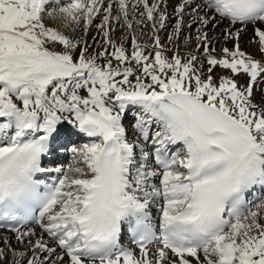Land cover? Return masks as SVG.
<instances>
[{"label":"snow or ice","instance_id":"snow-or-ice-1","mask_svg":"<svg viewBox=\"0 0 264 264\" xmlns=\"http://www.w3.org/2000/svg\"><path fill=\"white\" fill-rule=\"evenodd\" d=\"M164 3L0 0V264H264V59L238 42L251 26L264 57V0H181L168 39L196 24L199 56L161 45ZM97 17V54L45 22ZM225 20L218 57L205 29ZM112 21L154 43L128 54Z\"/></svg>","mask_w":264,"mask_h":264},{"label":"bare ground","instance_id":"bare-ground-1","mask_svg":"<svg viewBox=\"0 0 264 264\" xmlns=\"http://www.w3.org/2000/svg\"><path fill=\"white\" fill-rule=\"evenodd\" d=\"M67 0H61V3H66ZM155 2V0H149V3H153ZM181 2V0H165V3L162 5V8H165L167 11V14L169 15L170 19L168 21H166V26L164 29H159L157 31V35L160 36L161 38V45L164 46L165 49H173L174 51L177 50V46H178V52L181 56H184L187 52L189 51H193L195 52V49L197 48V41L195 40V27H197L196 24H193V28L189 29L187 27H185L182 31V33L180 34L179 40H174V41H169L168 37L170 35L173 34V25L175 22V17H174V7L176 5H178ZM197 2H201V0H197ZM140 11H143V9L141 8ZM131 18V17H130ZM137 18H139L137 16ZM219 19V18H217ZM190 21V17L186 16L185 17V23H188ZM48 23V22H46ZM100 23V18L97 17L91 26H87V30L84 31V33H82L83 35H80L79 39H83L85 42H87V44L89 45L90 51L94 52V54H97L99 52H101L103 46L105 45L104 41H103V37H102V33L99 31V29L96 27L97 24ZM112 25L115 27V31L111 32V38L113 40L116 41V43L119 44H123L124 47L128 50V54L131 53L132 51V47H131V36L135 35L137 42L141 43V44H153L154 43V38L152 36L151 30V22H147V26H143V25H136L134 23L133 25V29L129 30L126 27L125 28H121L120 24L116 23L115 21H112ZM81 28L85 29V24L84 22H81L80 24ZM76 27L77 26H73ZM230 27L229 22L227 20L221 22L219 25L213 27L212 24H209L207 26V28L205 30H207L209 32V38L213 41L212 47L215 48L216 52L215 54L219 57L221 49L223 47H228L230 49L234 48L235 43L237 42L234 38H225V29H228ZM240 27V25H236V26H231V31L234 33L236 28ZM78 33H81L79 31H72V36H79ZM191 35L193 37V39L191 40L190 44L186 47L185 46V40L184 37L186 35ZM75 37V39H76ZM95 38V39H94ZM253 39V32L251 30V26H249V28L242 32L240 37H239V45L242 51H244L247 54H251L254 58L256 59H264V57L261 56V53L259 52V45L257 43L252 42ZM91 46V47H90ZM108 47V46H107ZM111 51V49H109ZM79 52V49L77 50ZM147 51L149 52H153L155 51V49L153 48H149L147 49ZM202 53V49L200 50V52H195V54H197L198 56ZM165 55H167L169 58H171V56L173 55V51H166L164 53ZM99 63L103 64L105 63V61L103 59L98 61ZM113 63L115 64L116 61L113 59ZM207 67L208 65L205 63L204 66V72H207ZM229 71L225 70L223 68L217 67L213 70V75L218 79L221 75H229ZM238 79L241 81V83L245 82V80L247 79L246 77H238ZM261 89H264V85H261ZM82 94H86V93H82ZM260 96V90L256 91V98L259 99ZM125 125L129 128V138L131 139V125L133 123V118L131 116V114H129L128 119H125ZM78 141L79 138H74ZM139 155V153H137ZM67 164V163H64ZM155 183H157V185L159 184V179H156L154 181ZM159 207V204L156 205V207L154 206L152 209L155 211L154 213L156 214L158 211L156 210ZM36 230L37 232H41V229H39L38 226H36ZM3 232L4 235H7L9 237H14V234L11 232H6V231H0ZM11 235V236H10ZM123 237H125V234L123 235ZM47 238V237H46ZM50 242V241H49ZM12 246L15 248H20L21 246L18 245L15 241V239H12ZM154 250V249H153ZM134 251L136 252L137 255H139L140 250H136L134 249ZM203 258V257H201ZM192 259V264H195V259L194 258H190Z\"/></svg>","mask_w":264,"mask_h":264},{"label":"rangeland","instance_id":"rangeland-1","mask_svg":"<svg viewBox=\"0 0 264 264\" xmlns=\"http://www.w3.org/2000/svg\"><path fill=\"white\" fill-rule=\"evenodd\" d=\"M45 22H48L47 24H49V25L60 27L61 30L64 31L65 34H66V35H69L70 37H73V38L76 37V36H72V30H71L70 28H63V27H62V24H61L60 21H52V20H50V19H46ZM82 22H83V21H82ZM75 31H76V33H77V31L81 32V33H78L79 36L76 37V39H79V38H80V35H83L82 33H84L85 29H84V28H81V26L79 25L78 27H76V30H75ZM152 31H153V30H151V33H152ZM56 47H57V50H60V49L62 48V46H60V45H57ZM90 47H91V46H90ZM106 47H107V45L105 44V45L103 46V48H102L101 51H103L104 48H106ZM88 53H89V54H94V52L90 51V48H89V47H88ZM70 162H71V161H70V159H69L68 157H67L66 160L64 161V163H70ZM10 236H11V235H10Z\"/></svg>","mask_w":264,"mask_h":264}]
</instances>
